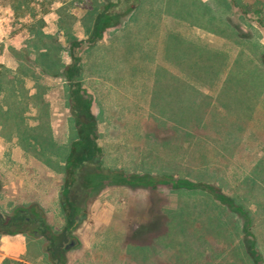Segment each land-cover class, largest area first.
<instances>
[{"label": "rangeland", "instance_id": "374dc122", "mask_svg": "<svg viewBox=\"0 0 264 264\" xmlns=\"http://www.w3.org/2000/svg\"><path fill=\"white\" fill-rule=\"evenodd\" d=\"M117 3L0 0V210L15 216L22 209L46 219L45 227L56 238L57 263L61 259L66 263L71 258L67 254L91 237L87 229L97 226L96 220L111 215L112 225L125 229V242H118L117 247L110 224L101 231L99 241L104 249L116 251L115 264L125 260L124 253L147 259L164 233L168 236L161 244H167L170 253L178 247L171 256L178 264H210L213 259L223 264H264V211L259 203L264 200V146L252 149L253 170H243V177L238 173L236 181L230 176L234 156L218 154L221 144L230 150L228 138L239 140L247 131L257 136V130L264 127V0L121 3L120 23L129 22L127 30L136 26L146 34L137 39L134 51L125 48L121 59L123 71L133 79L142 76L137 85L143 87V102L134 104L147 120L133 126L141 135L137 140H119L118 131L124 126H114L116 138L105 133L98 141L96 123L97 143L105 144L99 145L103 166L124 163L123 169L104 168L113 176L123 173L126 185H111L113 179L105 173L101 177L104 188L87 193L85 217L71 230L76 215L65 210L64 191L71 155L76 157L80 150L74 151L73 146L83 127L72 112V102H89L93 115L86 81L68 83L71 50L80 33L90 27L86 23L92 13L99 15L102 8L111 9ZM161 20L179 25L176 34L173 26L168 35L160 34ZM148 21L157 24L148 28ZM116 22V18L108 22L112 26L104 30L102 39L108 29L120 24ZM103 55L95 56L90 68L98 66ZM166 69L172 84L153 88L152 79L159 84L162 76L166 78ZM123 81L129 86L128 79ZM70 91H75L73 100ZM172 91L175 102L168 101ZM125 96L129 95L124 92L122 109L131 111ZM224 132L228 138L216 136ZM127 141L138 147L124 156L121 151L125 152ZM252 207L257 216L251 215ZM15 231L0 225V239L2 233ZM71 238L79 243L64 253ZM36 254L34 249L33 257Z\"/></svg>", "mask_w": 264, "mask_h": 264}, {"label": "crops", "instance_id": "0c3cea01", "mask_svg": "<svg viewBox=\"0 0 264 264\" xmlns=\"http://www.w3.org/2000/svg\"><path fill=\"white\" fill-rule=\"evenodd\" d=\"M103 9V8H102ZM101 9V10H102ZM136 11V7L132 10V12L128 15V19L130 18V15ZM98 16V13L96 12L92 13V17L87 19V26H90L86 29V31L80 33L79 41H86L88 40L95 27L96 18ZM163 22L162 28L160 30V34H166L167 30L168 32H171V26H173V33L176 34V27L179 25L174 24L173 22H168L167 20H161ZM89 22V23H88ZM95 22V23H94ZM129 23V22H128ZM128 23L122 22L118 26L114 28L108 29L102 40L98 41L94 45L84 49L81 52V79L86 81L85 87L89 91L88 93L92 94L93 98V107H92V113L94 117L96 118L98 129H99V136L98 141L103 140L104 134L107 133L111 137L116 138V135L113 136L114 130L112 129L114 126H124V130H121V132L118 135L119 140H129V139H139L141 135H137V131H134V128H137V126H141L144 120L146 119L145 116L141 113V110L136 109V105L134 103L136 102H143L142 101V95H143V87H141L139 84L141 81H143L142 76L138 78H132L131 74L128 71H123V64L125 63L121 57L123 56V52L125 48H127L129 51L133 50L135 47V42L138 38H144L145 33H142L140 31V28H137L136 26L133 27V29L127 30ZM167 23V24H166ZM153 24H157V22L148 21L146 22V26L150 28ZM167 27V28H166ZM182 27V26H181ZM128 31V32H127ZM189 29L186 30L187 34ZM184 33V31H182ZM127 33V34H126ZM130 34L129 38L126 39V35ZM159 34V35H160ZM185 34V33H184ZM158 36V35H156ZM155 35L153 37H156ZM186 36V34H185ZM149 39H151V36H148ZM126 46V47H125ZM99 50V52H97ZM91 51H95L92 56L87 57V54ZM159 51V50H158ZM97 52V53H96ZM138 51H136L137 54ZM161 52V51H160ZM103 55V60L98 63V66L96 65L94 68H90V66H93L95 64V60L97 58H94L97 55L100 54ZM163 56V54L159 55ZM94 58V59H92ZM99 58V57H98ZM116 60L115 63L112 62V60ZM100 59V58H99ZM90 62V64H89ZM103 64V68H99V64ZM122 64V65H121ZM136 64V62H135ZM168 62H166V65ZM115 67V68H112ZM118 67V68H117ZM129 67V66H128ZM173 67V64L168 67ZM108 68V69H107ZM92 69V71H90ZM97 69V70H96ZM103 73L101 76V73L98 74V72ZM166 78L163 76L160 79L159 84L156 85L157 80L154 78L151 81V86L157 87L158 85L164 84H172L173 80L169 81V69H166ZM173 68H171L170 72L172 73ZM123 79H128L129 86H124ZM156 85V86H155ZM189 85H192L190 83ZM186 86L187 85H182ZM128 88L130 89L129 93H127ZM184 88V87H183ZM185 89V88H184ZM151 90V89H150ZM187 90V89H185ZM205 92V89H203ZM124 92L128 94L127 100L125 102H131V111L123 110V104L122 100L124 99ZM170 97L168 98V101L175 102L176 94L174 91L170 93ZM186 97L184 96V99ZM183 99V100H184ZM121 103V104H120ZM109 108H112L110 110ZM138 112V113H137ZM147 120V119H146ZM232 124V123H231ZM134 126V128H133ZM232 124V129H233ZM251 127V126H250ZM120 128V127H119ZM256 131L255 127H251V129ZM112 129V130H109ZM231 129V130H232ZM249 129V128H247ZM258 129V128H257ZM136 130V129H135ZM261 130V131H259ZM259 130H257V136H251L248 131L246 133H243V138L234 137L233 139L228 138L226 135V132L224 134L216 135L220 138H228L230 140V150L227 147H224L221 144V148L218 151V154L220 155H227L229 152L230 154L234 156L232 159H230V176L232 177V180L236 181V177L241 175L242 171L250 172L253 170V160L251 159V152L254 147H257L258 149L262 148L261 145L264 146V127H261ZM259 131V132H258ZM113 133V134H112ZM237 140V141H236ZM236 141V142H234ZM119 143V142H118ZM117 143V144H118ZM120 144V143H119ZM101 147L103 144H99ZM125 152L121 151V154L124 156H127L133 152V150H137L136 144H129L127 141ZM130 145V146H129ZM260 145V146H259ZM105 151V147H104ZM227 153V154H226ZM105 154H107L105 152ZM236 155V157H235ZM253 161V162H252ZM124 163H119L118 165H115L116 167L109 165L108 163L105 164L103 167H107L109 169H116L119 167H122ZM123 169V167H122ZM239 173V174H238ZM234 185V184H233ZM249 191V189H247ZM251 192V191H250ZM247 193L246 195L250 194ZM245 195V196H246ZM259 203H262L263 207L262 210L264 211V200L260 201ZM252 211L251 215L257 216V210L255 207H252L250 209ZM244 212V211H242ZM111 212H109L110 214ZM0 214L3 216H8V214H3L0 210ZM112 218L113 216L109 215L105 217L103 220H96L97 226L91 227L87 229L90 231L91 237H88L84 240V242L79 243L78 249L71 250L67 255H70V259H66L65 264H115L114 263V250L109 251L107 249H104L102 245H100V239L99 236L101 234V231L104 232L105 226L107 224H110L112 227H114L115 234L117 237H115V241L117 244V247L119 246L118 242L124 241V234L125 229L115 227L112 225ZM248 218H251L248 216ZM252 219V218H251ZM253 220V219H252ZM103 223L102 226H100ZM138 223L143 224L142 220H138ZM254 223V222H253ZM141 227V225H140ZM136 230V229H135ZM79 231V230H78ZM252 231V230H251ZM254 231L255 228H254ZM163 234V233H162ZM161 235V233H158V236ZM165 233L163 234V237L156 240L157 246H154L151 248L154 253H150L148 255V258L140 257V256H131L126 253H124L122 259V263L120 264H178V261L176 259L171 258V256H174L176 251H178V247L176 250H171L173 253H170V249L167 248V244L165 247L161 244V241L167 237ZM125 242V241H124ZM47 242L44 238L35 236L28 232H21V231H15L11 233L4 232L2 233L1 239H0V264H55L52 260V257L50 253L46 250ZM34 249L36 252L38 251L37 256L33 257ZM124 252V250H123ZM177 254V253H176ZM175 254V255H176ZM68 261V262H67ZM145 262V263H144ZM210 264H223L222 261H219L217 259H213L209 261ZM193 264H206L205 262H196Z\"/></svg>", "mask_w": 264, "mask_h": 264}, {"label": "trees", "instance_id": "16d2710c", "mask_svg": "<svg viewBox=\"0 0 264 264\" xmlns=\"http://www.w3.org/2000/svg\"><path fill=\"white\" fill-rule=\"evenodd\" d=\"M130 2L134 0H118L117 4L112 5L111 9L108 7L103 8L100 14L97 17L96 24L94 27V31L92 36L86 41H77L73 49L71 50V56L73 63L68 67V83L73 85V81H78L75 85H79L81 78V56L80 53L97 43L102 39L104 30L108 27V22L112 18H116V23H120L123 13H118V9L122 2ZM123 4V3H122ZM118 25V24H116ZM73 70L74 73L71 76L70 71ZM69 85V87H70ZM70 99L73 100L75 98V91H70ZM84 106V112L80 111V107ZM89 102H72V112L77 115V118H81L79 120L80 125L83 126L80 130L78 142L75 143L74 151L76 149H80L78 153H73L70 158V165H68V175H67V183L65 184V202L63 206L69 215H80L79 221L84 219V215L86 213V205L88 201V192H96L100 190L104 184V180L101 181V177L105 175V173H110V178L112 182L111 185L121 184L126 185L123 180V173L118 172L117 176H113L112 171L105 169L103 167V163L101 160V148L97 143V136L95 134V130L97 129L96 119L89 112ZM95 179V180H94ZM96 181V182H95ZM103 182V183H102ZM97 183V184H96ZM102 183V184H101ZM95 185V186H94ZM130 186H136L137 184H127ZM1 189V185H0ZM223 199V198H222ZM225 201V199H224ZM242 210V208H240ZM243 211V210H242ZM17 217V216H16ZM76 217V216H75ZM76 222V219L74 218ZM0 220V225L1 224ZM74 222V224H75ZM74 225H72L73 227ZM252 251L256 252L255 247L253 246Z\"/></svg>", "mask_w": 264, "mask_h": 264}, {"label": "flooded vegetation", "instance_id": "af4514ba", "mask_svg": "<svg viewBox=\"0 0 264 264\" xmlns=\"http://www.w3.org/2000/svg\"><path fill=\"white\" fill-rule=\"evenodd\" d=\"M82 213L76 215L75 219L76 222L74 224L73 227H71V230L74 229V227H77L79 225V219H80V215ZM17 216V217H16ZM0 220L3 221L1 222V226L6 227L7 229H14L17 228L18 232H28L31 233L35 236L38 237H42L47 241V247L46 250L50 253L53 261L55 264H64V260L62 261V259L59 261V263H57V259L59 257V253L57 250H55L56 247V238L53 235V233L51 232V229L48 227H45L48 223L46 221V219H44L43 217H35L34 215H31L30 213L24 211V210H19V212L15 215V216H5V215H1L0 216ZM28 225H32L35 226L34 229H29V228H25ZM72 242H74V246H76V244H78V241H76V239L71 238L70 242L64 245V253H66L68 250H70L71 248H73L74 246H72L71 248H67V246L69 244H71ZM51 245V246H50Z\"/></svg>", "mask_w": 264, "mask_h": 264}, {"label": "water", "instance_id": "95a60500", "mask_svg": "<svg viewBox=\"0 0 264 264\" xmlns=\"http://www.w3.org/2000/svg\"><path fill=\"white\" fill-rule=\"evenodd\" d=\"M0 216H1V214H0ZM72 246H74V242H72L71 244H69V245L67 246V248L69 249V248H71Z\"/></svg>", "mask_w": 264, "mask_h": 264}]
</instances>
